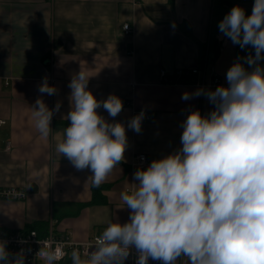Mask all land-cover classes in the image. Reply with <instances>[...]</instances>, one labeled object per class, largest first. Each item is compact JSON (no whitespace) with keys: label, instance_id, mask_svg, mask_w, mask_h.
<instances>
[{"label":"crops","instance_id":"obj_1","mask_svg":"<svg viewBox=\"0 0 264 264\" xmlns=\"http://www.w3.org/2000/svg\"><path fill=\"white\" fill-rule=\"evenodd\" d=\"M254 2L0 0V186L26 193L22 200H0V229L25 230L41 223L46 234L51 221L55 232L68 231L83 240L102 234L109 222H127L130 209L120 194L138 183L134 173L182 147V124L191 111L208 115L214 109L206 95L195 93L217 87L197 83L215 76L227 87V71L238 61L252 70L245 60L255 56V49L233 44L218 25L234 6L251 15ZM126 22L132 27L127 34L122 29ZM177 68L198 71L187 84L160 75L164 71L171 77ZM81 69L90 76L88 89L98 100L114 94L123 102L114 118L102 107L97 110L107 121L122 123L128 141L125 161L100 188H93L90 169L77 170L56 152L70 123L64 118L71 110L68 85ZM45 81L56 89L54 95L39 92ZM184 93L191 98L182 99ZM37 98L49 109L60 104L46 139L32 117ZM141 113L149 119L143 116L137 133L128 124ZM135 154L146 156L144 166H132ZM176 264L187 260L181 257Z\"/></svg>","mask_w":264,"mask_h":264},{"label":"clouds","instance_id":"obj_2","mask_svg":"<svg viewBox=\"0 0 264 264\" xmlns=\"http://www.w3.org/2000/svg\"><path fill=\"white\" fill-rule=\"evenodd\" d=\"M219 30L241 49L251 46L255 56L234 63L227 71L228 86L197 90L215 106L208 115L191 111L183 121L182 147L138 169L120 200L130 209L125 223L109 222L91 251L82 258L71 253L72 264H124L132 247L136 264L148 260L176 264H264V0H255L251 15L234 6L219 22ZM89 75L76 73L70 83L71 110L56 152L77 170L90 169L99 187L121 162L128 145L125 126L109 122L123 109L116 95L98 100L88 89ZM40 93L54 95L45 81ZM191 94L184 93L188 100ZM60 109H49L41 98L32 107L35 128L42 138L52 132L51 121ZM143 113L128 128L139 133ZM65 254L47 243L37 256L44 264H58ZM23 251L14 257L0 241V264H24Z\"/></svg>","mask_w":264,"mask_h":264},{"label":"built area","instance_id":"obj_3","mask_svg":"<svg viewBox=\"0 0 264 264\" xmlns=\"http://www.w3.org/2000/svg\"><path fill=\"white\" fill-rule=\"evenodd\" d=\"M124 33H130L132 27L128 22L122 25ZM264 67V64L261 65ZM214 70V69H213ZM198 71L197 68L192 69H183L177 68L174 71V74L170 77L166 76L164 71L160 72V75L165 78L168 82H174L179 84L192 83L187 80L188 76L194 74ZM251 71V70H248ZM197 85L201 88L204 87H218L224 86L225 84L217 77H212L211 80L205 81L202 79ZM144 118L149 119V115L144 113ZM4 123V120H0V124ZM8 144L6 149H8ZM146 156L144 154H135L132 160V166L142 167L146 164ZM26 193L23 188L15 186H0V200H22L25 197ZM101 235V234H99ZM99 235H94L92 237L76 240L71 235L70 232H55L54 224L50 221L47 232L44 235H40L38 231L34 228L23 229V230H5L0 229V241L6 242V248L13 257L23 251L25 260L24 262H36L43 261L38 256L40 248L43 247L46 243L51 246L53 249L59 248L65 255L59 261H65L67 264H72L71 253L73 249H78L81 253L82 258L84 257L86 251H91V246L94 244L96 238ZM138 254L134 247L131 248L129 257L124 261V264H136ZM58 261V262H59ZM148 264H151V260H148Z\"/></svg>","mask_w":264,"mask_h":264},{"label":"trees","instance_id":"obj_4","mask_svg":"<svg viewBox=\"0 0 264 264\" xmlns=\"http://www.w3.org/2000/svg\"><path fill=\"white\" fill-rule=\"evenodd\" d=\"M216 49H218V48L216 47ZM102 186L103 185H100L99 188L102 187ZM93 188H97V187L93 186ZM44 227H45V225L40 223V224L32 225L30 228L36 229L40 235H43L45 233V231H44L45 228ZM30 228H28V229H30Z\"/></svg>","mask_w":264,"mask_h":264},{"label":"rangeland","instance_id":"obj_5","mask_svg":"<svg viewBox=\"0 0 264 264\" xmlns=\"http://www.w3.org/2000/svg\"><path fill=\"white\" fill-rule=\"evenodd\" d=\"M219 5H220V3H219V1H217V2H216V6H219ZM218 10H219V9H218Z\"/></svg>","mask_w":264,"mask_h":264}]
</instances>
